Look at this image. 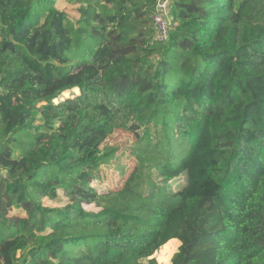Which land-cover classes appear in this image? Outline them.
Here are the masks:
<instances>
[{
    "label": "trees",
    "instance_id": "obj_1",
    "mask_svg": "<svg viewBox=\"0 0 264 264\" xmlns=\"http://www.w3.org/2000/svg\"><path fill=\"white\" fill-rule=\"evenodd\" d=\"M59 1L0 0V264H264V0Z\"/></svg>",
    "mask_w": 264,
    "mask_h": 264
},
{
    "label": "rangeland",
    "instance_id": "obj_2",
    "mask_svg": "<svg viewBox=\"0 0 264 264\" xmlns=\"http://www.w3.org/2000/svg\"><path fill=\"white\" fill-rule=\"evenodd\" d=\"M58 7L61 9L68 10L70 15H72V16H75L77 14V12H76L77 6L75 4L69 3L67 0H60L58 3ZM169 21L171 22V18L168 19V26H169ZM0 90H1V88H0ZM76 92H78V91H76ZM65 95H69V93H66ZM134 139H135V137L132 133L127 132V131L122 130V129H119L116 132H114L110 136V138L107 140V142L105 143L108 146L111 145V146H115V147L119 148L118 153H121V152L125 153L122 161L125 163L126 167H128L127 173H129V171L132 169V167L135 164V161L132 160L130 157H127V158L125 157L128 155V153L130 151V147L134 142ZM101 174L103 176L102 181H94L93 182V185L95 187H97L99 189V191H107L108 189L115 188L116 185H121L123 183L122 179L120 178V174H119L118 170L114 166L103 168ZM64 201L65 200L62 198L61 202L55 203L53 201L45 199V203L48 205H51V206L63 205ZM85 207L87 209L93 210V211L99 210V208L96 207L94 204L86 205ZM18 212H19L18 210H13V213H18ZM178 243L180 246L181 241H179ZM178 243L171 242L173 248L177 247L174 254L177 252V250L179 248ZM169 251H170L169 249H166L163 251L162 259L157 255L158 251L154 254L153 257H156L158 262L161 264H171V260H172V257L174 256V254L169 261L164 260L171 255V253H169Z\"/></svg>",
    "mask_w": 264,
    "mask_h": 264
},
{
    "label": "built area",
    "instance_id": "obj_3",
    "mask_svg": "<svg viewBox=\"0 0 264 264\" xmlns=\"http://www.w3.org/2000/svg\"><path fill=\"white\" fill-rule=\"evenodd\" d=\"M169 2L170 0H158L153 16L157 37L162 40L166 39L168 35Z\"/></svg>",
    "mask_w": 264,
    "mask_h": 264
},
{
    "label": "crops",
    "instance_id": "obj_4",
    "mask_svg": "<svg viewBox=\"0 0 264 264\" xmlns=\"http://www.w3.org/2000/svg\"><path fill=\"white\" fill-rule=\"evenodd\" d=\"M180 240L177 239V238H174V239H171L169 242H175V243H178ZM167 242V243H169ZM178 246H179V243H178ZM176 251V250H175Z\"/></svg>",
    "mask_w": 264,
    "mask_h": 264
}]
</instances>
